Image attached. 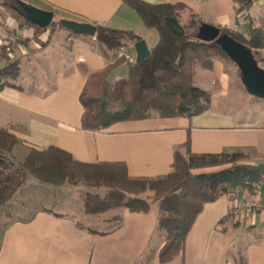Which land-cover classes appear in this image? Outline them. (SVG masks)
Wrapping results in <instances>:
<instances>
[{"label":"crops","instance_id":"obj_1","mask_svg":"<svg viewBox=\"0 0 264 264\" xmlns=\"http://www.w3.org/2000/svg\"><path fill=\"white\" fill-rule=\"evenodd\" d=\"M20 1L65 19L132 31L148 49L158 38L156 31L144 27L120 0ZM144 1L188 5L191 10L182 12L180 21L194 37L202 22L241 32L247 25L243 16L249 14L254 25L264 24V0H252L246 10H241L237 0ZM60 29L43 39L44 30L19 27L11 18L0 17V53L5 52L6 42L13 40L9 52L0 58L4 74L0 82L4 83L0 88V128L20 140L17 150L56 146L82 163H123L127 174L136 179L132 190L139 196H149L154 190V177L170 171L174 161L183 169L175 150L185 143L193 153L244 151L250 154L249 163H264V100L247 94L234 65L221 57L202 59L195 67L194 84L210 96L209 107L200 114L116 122L100 131L82 129L80 90L87 76L102 69L105 61L94 38L76 37ZM119 54L129 62L135 61L133 41ZM26 177L15 190L20 197L24 190L25 194L33 193V186L38 190L34 180ZM25 183L29 186L22 189ZM237 191L238 198L248 192ZM229 193L203 205L182 253L167 263L157 260L161 241L153 254L146 256L156 237V213L152 209L147 213L124 210L118 226L111 222L109 228L97 230L86 224L78 227L73 217L41 205L4 225L0 264H234L239 257L244 264H264V206L243 221L234 222L228 215ZM92 228L95 232L90 231ZM236 230H256V239L230 262L232 232Z\"/></svg>","mask_w":264,"mask_h":264},{"label":"trees","instance_id":"obj_2","mask_svg":"<svg viewBox=\"0 0 264 264\" xmlns=\"http://www.w3.org/2000/svg\"><path fill=\"white\" fill-rule=\"evenodd\" d=\"M131 8L144 27L157 33L156 43L149 55L136 63L119 54L121 48L132 43L135 34L101 23L96 27L94 45L104 58V67L91 72L80 90L78 100L82 107L80 126L84 130L100 131L116 122L136 121L150 117L190 118L209 107V94L194 84L195 67L208 57H221L234 63L216 45L196 39L180 21L184 11L191 10L183 2H154L120 0ZM246 10L252 0H237ZM0 7L19 27H31L36 32L46 27L28 21L9 0H1ZM264 13V5L262 6ZM247 19L243 31L210 25L231 36L252 51H264V28ZM62 28L59 21L49 26ZM48 27V26H47ZM3 50V49H1ZM2 53V54H1ZM0 53L3 58L5 52ZM264 61V57L258 60ZM126 76L114 82L109 80L121 66ZM235 72L240 77L237 67ZM0 70V82L3 77ZM4 83H0V88ZM13 86V85H10ZM20 140L7 129L0 128V205L9 199L23 182L25 175L39 183H57L60 179L74 187H86L82 197L85 216L113 213L109 223L119 225L120 212L127 210L147 213L155 206L154 234L161 236L157 260L167 263L180 255L186 236L203 205L236 190L258 192L264 200V163H249L250 154L244 151L193 153L188 143L175 150L186 170L181 172L172 163L170 171L154 177V191L150 196L136 195L132 190L136 180L129 176L123 163L75 160L68 152L49 146L44 149L19 147ZM17 150V152H16ZM219 168L205 172V169ZM83 227L80 222L75 223ZM84 224V223H83ZM94 229H90L93 231ZM234 264H244L242 257Z\"/></svg>","mask_w":264,"mask_h":264},{"label":"rangeland","instance_id":"obj_3","mask_svg":"<svg viewBox=\"0 0 264 264\" xmlns=\"http://www.w3.org/2000/svg\"><path fill=\"white\" fill-rule=\"evenodd\" d=\"M20 1V0H19ZM22 2V1H21ZM23 3V2H22ZM25 4V3H24ZM0 17L1 18H10L3 10L2 7H0ZM62 16L58 13H54L52 17V21L57 22L60 21ZM14 21V20H13ZM254 24L256 22L254 21ZM262 25L264 28L263 23H258ZM55 30L56 32L60 31L61 29L57 26H48L46 29H44V36L43 39H45V35H49V33ZM198 39V38H196ZM13 41V40H11ZM10 41V42H11ZM127 50V48H126ZM6 52V51H5ZM128 52V50H127ZM257 58L258 60L262 57H264V51L257 52ZM260 67L264 69V62L260 61L258 63ZM116 76H110L109 80L114 82L118 79H121L126 76V67L121 66L118 68L115 72ZM238 81L235 78V82ZM263 103V102H262ZM183 169L181 170L180 167L176 166L177 169L181 172H184L186 170V166L181 161ZM30 177V176H29ZM29 177L26 179L30 180ZM24 179V178H23ZM34 180V179H33ZM33 183H36L38 185V190L35 186H33V189L35 188V191L33 193H27L25 190L23 191V196L20 197L15 192L12 194L11 199L3 202L0 205V232L2 231L4 225L8 223L11 219L20 218L27 215V212H31L33 209L44 206L46 208L52 209L55 212L64 213L68 216L73 217L77 222H80L82 225H89L97 230H103L106 228H109L111 226V223L108 221H105V219L109 216H111L113 213L116 212H109L103 215L99 216H85L82 212V197L84 193L88 190L86 187H74L71 185L66 184L63 182L62 179L58 181L57 183H39L36 180L33 181ZM27 184V185H26ZM155 185V184H154ZM29 184L25 183L22 187V189H25L28 187ZM25 187V188H24ZM30 191V190H29ZM154 191V190H153ZM33 194V195H32ZM153 192L150 194L152 195ZM149 195V196H150ZM42 197L44 199H42ZM145 197V196H142ZM10 209V210H9ZM152 211H155V206L153 205L151 207ZM84 223V224H83ZM234 236V238H233ZM253 239H256V230H244V232L240 233L238 230L232 232V241L231 246L232 250L230 251L229 255V261L231 262L232 258L237 255V253H242L243 248L245 245L250 243ZM158 241H161V236H159L156 233V237L152 239V242L150 243V246L147 251V257L153 254V250L156 248V244ZM240 256V255H238ZM237 258V257H236ZM233 264V263H231Z\"/></svg>","mask_w":264,"mask_h":264},{"label":"water","instance_id":"obj_4","mask_svg":"<svg viewBox=\"0 0 264 264\" xmlns=\"http://www.w3.org/2000/svg\"><path fill=\"white\" fill-rule=\"evenodd\" d=\"M1 1V0H0ZM244 1V0H241ZM10 5L19 9V12L31 23L47 27L52 22L51 11L40 10L26 5L18 0H10ZM60 25L74 34L94 36L96 27L88 22L72 19H61ZM196 38L203 42L216 45L234 63L240 74V82L247 94L264 100V69L258 65L257 52L244 46L231 36L219 32L210 25L200 24ZM133 48L136 53L135 62L138 63L149 55V49L143 39L135 36Z\"/></svg>","mask_w":264,"mask_h":264},{"label":"built area","instance_id":"obj_5","mask_svg":"<svg viewBox=\"0 0 264 264\" xmlns=\"http://www.w3.org/2000/svg\"><path fill=\"white\" fill-rule=\"evenodd\" d=\"M10 46L11 43L7 41L4 48L6 52H9ZM229 198L231 201L228 215L232 216L234 222L243 221L244 218L251 215L255 209L264 206V202L261 201L258 192H247L238 198V191L236 190L229 193Z\"/></svg>","mask_w":264,"mask_h":264},{"label":"flooded vegetation","instance_id":"obj_6","mask_svg":"<svg viewBox=\"0 0 264 264\" xmlns=\"http://www.w3.org/2000/svg\"><path fill=\"white\" fill-rule=\"evenodd\" d=\"M8 1V0H7ZM10 1V0H9ZM10 4V3H9ZM13 6V5H12ZM17 9V8H16ZM19 11V9H17Z\"/></svg>","mask_w":264,"mask_h":264}]
</instances>
